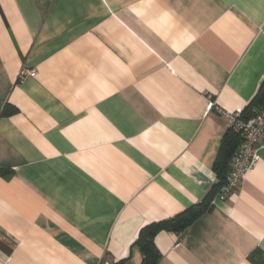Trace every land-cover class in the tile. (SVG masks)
<instances>
[{
  "label": "crops",
  "instance_id": "0c3cea01",
  "mask_svg": "<svg viewBox=\"0 0 264 264\" xmlns=\"http://www.w3.org/2000/svg\"><path fill=\"white\" fill-rule=\"evenodd\" d=\"M263 81L264 0H0V264H140L217 181L215 107ZM258 152L156 264H264Z\"/></svg>",
  "mask_w": 264,
  "mask_h": 264
},
{
  "label": "built area",
  "instance_id": "2783aa9c",
  "mask_svg": "<svg viewBox=\"0 0 264 264\" xmlns=\"http://www.w3.org/2000/svg\"><path fill=\"white\" fill-rule=\"evenodd\" d=\"M35 75V70L21 69L18 78L24 75ZM213 102L209 103V108ZM224 120L228 130L236 133L239 144L227 160V172L222 184L212 197L210 204L215 200H224L233 190L240 187L247 172L251 171L259 161V148L264 146V104L249 117H243L242 111L229 112L215 107Z\"/></svg>",
  "mask_w": 264,
  "mask_h": 264
},
{
  "label": "trees",
  "instance_id": "16d2710c",
  "mask_svg": "<svg viewBox=\"0 0 264 264\" xmlns=\"http://www.w3.org/2000/svg\"><path fill=\"white\" fill-rule=\"evenodd\" d=\"M264 104V81L259 91L256 93L251 105L256 107V110L251 114H245L242 111L243 117H249L253 115L258 109ZM13 112L12 110H3L4 114ZM240 141L239 136L236 133L228 130L222 138L221 146L217 158L214 161L213 168L216 172L217 181L212 188V190L207 194V196L200 202L193 204L183 210L182 212L168 217L166 219L152 222L144 225L140 228L137 237L135 239V245L138 246L142 259L140 264H156L159 259V252L156 250L153 243V236L160 229H169L177 233L182 232L192 221L198 218L201 214L211 208L210 201L214 194L217 192L219 186L222 184L225 174L227 172V160L234 149L238 146Z\"/></svg>",
  "mask_w": 264,
  "mask_h": 264
}]
</instances>
